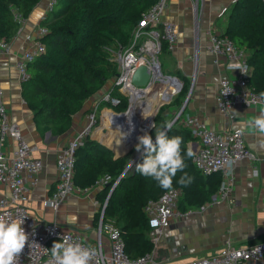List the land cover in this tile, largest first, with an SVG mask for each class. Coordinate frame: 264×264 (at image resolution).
<instances>
[{"label":"trees","instance_id":"1","mask_svg":"<svg viewBox=\"0 0 264 264\" xmlns=\"http://www.w3.org/2000/svg\"><path fill=\"white\" fill-rule=\"evenodd\" d=\"M157 1L56 0L43 21L48 31L38 37L44 43L45 51L29 63L30 76L22 82L23 97L34 112L36 127L42 136L47 132L52 135L67 132L72 126L73 116L83 108L85 101L118 74L115 48L131 44L134 30L143 14ZM39 2L0 0V41L9 43L17 34L20 24L15 19V12L28 18ZM223 34L240 49L247 51L252 67L250 84L258 92H264V0H236L227 11ZM167 49L169 45L163 40L162 51ZM186 88L185 84L181 90L182 96L176 99L178 105L182 103ZM114 94L123 98L117 111H124L128 106L127 97L118 91ZM177 122L175 124L178 126L173 125L168 135L183 138L181 147L186 154L189 148L192 150L189 142L193 136L187 127ZM165 123H168V118L161 108L156 117V128L163 127ZM104 132L105 140H100L109 146L107 141L111 130ZM132 141L128 140L130 143ZM106 145L90 135L85 137L76 151L74 180L81 187H91L106 180L97 194V198L106 197L102 204L106 202L104 221L121 229L127 253L136 258L153 249L144 205L166 190L153 179L139 174L134 167L121 177L108 197L113 184L131 160L135 147L126 152L128 147L122 139H117L112 145L113 149ZM114 152L120 156H115ZM143 158L138 163H142ZM185 163L187 167L184 171L193 178L192 183L181 186L178 181L183 173L180 172L173 179V187L182 190L178 202L181 211L203 206L221 184L219 173L201 174L193 157L187 158L185 155ZM99 215L100 212L98 219Z\"/></svg>","mask_w":264,"mask_h":264},{"label":"crops","instance_id":"2","mask_svg":"<svg viewBox=\"0 0 264 264\" xmlns=\"http://www.w3.org/2000/svg\"><path fill=\"white\" fill-rule=\"evenodd\" d=\"M49 1L40 0L30 16L20 24L8 47L0 46V88L3 91L9 119L19 126L24 139L34 146L32 156L40 158L43 162L37 185L33 186L23 199L30 214L39 221H57L78 228L88 240L94 241L99 222L98 219L95 224L98 190H91L88 194L74 193L66 196L58 211L45 206L44 200L52 195L58 183L59 151L86 126L87 109L98 103L104 92L114 89L115 79L114 77L109 79L101 90L85 101L83 108L73 116L72 126L67 132L61 135H52L51 132L47 135L49 133L47 132L45 136L39 133L34 112L23 97L17 61L25 52L34 49L40 19L48 12ZM235 1L168 0L162 20L176 24L178 39L172 48L160 54L166 64L167 73L180 76L187 86L177 114H180L178 124L183 125V120L188 115H196L213 129L227 130L239 127L240 119L259 114L258 104L249 107L234 104L231 117L221 113L218 108L219 81L224 77L235 78L238 72L227 69L226 57L216 58L211 53L209 31L224 32L227 11ZM115 91L117 90L114 89ZM113 108L117 111V107ZM234 111L239 114L238 117ZM110 112L116 128L121 130L122 121L118 119L120 114L113 110ZM103 113V118L109 120L104 110ZM146 127L147 124L135 130L141 136ZM104 128L110 130L111 125ZM128 133L132 134L134 131ZM245 141L247 147L256 153L257 159L240 160L232 169H228L227 173L219 172L221 183L224 182L229 187L224 199L219 198L218 201L210 199L203 206L185 211L179 209L182 214L175 216L164 228L161 239L163 242L156 252L159 260L177 263L194 256L214 253L227 241L243 245L264 240V138L245 133ZM193 142L194 139L189 142L191 148L195 144ZM14 145V140L10 138L5 148L8 154H12ZM115 156L120 155L115 153ZM254 171H258L259 175L254 176Z\"/></svg>","mask_w":264,"mask_h":264},{"label":"built area","instance_id":"3","mask_svg":"<svg viewBox=\"0 0 264 264\" xmlns=\"http://www.w3.org/2000/svg\"><path fill=\"white\" fill-rule=\"evenodd\" d=\"M55 2L56 0L49 1L48 12L53 9ZM167 6L168 0H158L145 12L134 30L131 44L124 48L121 47L115 55L118 74L114 77V89L127 97L128 109L133 102V90L137 89L132 82L135 70L141 65H146L154 72L157 64L160 66L158 59L162 52L163 40L168 43L169 48H172L178 39L176 24L162 20ZM48 12L41 16V23L37 30L38 36L34 40V49L25 52L23 57L17 61L22 82L30 76L29 63L45 51V45L38 37L48 31L47 26L43 24L48 17ZM14 16L19 24L26 20L19 12H15ZM209 35L211 53L216 58L226 57L227 69L238 72L235 78L224 77L219 81L217 91L219 111L231 117L234 104L246 107L259 104L260 92L250 84L252 67L248 62L247 51L240 49L227 35L217 30H210ZM0 46L7 48L8 43L0 41ZM114 89L104 92L99 102L90 107L87 112L86 126L79 130L59 151L57 157L58 183L52 195L44 200L45 206L58 211L66 196L74 193L88 194L91 191L93 186L81 187L75 183L76 151L85 137L93 133L99 112L102 111L104 116L103 110L109 108L116 113H121L113 108L123 103V98L114 94ZM102 104H106L105 107H101ZM179 117L180 114L176 120ZM183 125L190 130L193 136V143L196 145L193 150V162L203 175L227 173L229 168L226 161L228 160H233L236 164L243 159L251 161L257 159L256 153L246 145L245 134L236 135L237 127L216 130L196 115H188L183 120ZM10 138L15 142L11 155L5 150ZM34 149V146L24 139L19 126L9 119L3 100V91L0 88V215L11 219H24L22 227L29 236V246H25L19 264H46L49 256L48 249H51L53 243L58 242L62 236L70 237L73 242H81L86 246L102 249V255L98 258L99 264H264V240L243 245L227 241L220 250L214 253L194 256L177 263L159 260L156 252L163 237L164 228L175 216L182 214L178 208L182 195L179 187L166 190L158 198L149 199L144 205L153 249L136 258L130 257L127 253L126 241L121 229L111 222L104 221L106 202L100 210L97 236L94 241L88 240L78 228L57 221L36 220L23 200L25 194L37 185L38 175L43 168L42 160L32 156ZM104 181L97 182L96 185ZM228 191L229 187L222 182L219 190L211 196V200L224 199ZM93 264H96L95 260Z\"/></svg>","mask_w":264,"mask_h":264},{"label":"clouds","instance_id":"4","mask_svg":"<svg viewBox=\"0 0 264 264\" xmlns=\"http://www.w3.org/2000/svg\"><path fill=\"white\" fill-rule=\"evenodd\" d=\"M258 111V115L238 121L236 135L248 133L264 138V92L260 93ZM234 114L236 117L239 116L236 111ZM125 115L130 117L129 114ZM129 122L131 123L130 120ZM152 127L156 129L155 142L147 133L138 137L135 150L141 152L144 158L142 163L136 164V171L144 177L153 179L165 190L173 187V179L178 172L183 173L178 183L181 186L190 185L193 178L184 170L187 167L185 155L187 158H192L194 155L192 150L189 148L186 154L183 153L181 147L183 138L168 135L171 124L165 123L159 129L155 124ZM122 136L126 138L127 134ZM234 163L233 160L226 161L229 169H232ZM253 175L258 176L259 172L254 171ZM23 224L24 219H11L0 215V264H19L25 246H29V236L22 227ZM102 251L81 242H73L68 236H62L58 242L53 243L51 249H48L46 264H93L94 260L99 264L98 258L102 255Z\"/></svg>","mask_w":264,"mask_h":264},{"label":"rangeland","instance_id":"5","mask_svg":"<svg viewBox=\"0 0 264 264\" xmlns=\"http://www.w3.org/2000/svg\"><path fill=\"white\" fill-rule=\"evenodd\" d=\"M120 48H115V51H118ZM117 53V52H116ZM159 57H160V60H161V63H162V65H161V63H160V67H161V71H162V73L164 74V75H168L169 73H167V67H166V64H165V62H164V59L162 58L163 56H162V54H159ZM159 60V59H158ZM160 60H159V62H160ZM169 75H172V74H169ZM173 76H176V75H174L173 74ZM177 77V79L181 82V86L180 87H178L176 90H175V92L173 93V95H172V97L170 98L171 100L170 101H167V102H161V101H159L158 100V96H159V93H160V91H161V87H160V85H161V81H162V79H167L165 76H163L162 74H157L156 76H155V78H154V82L156 83V85H158V87L155 89V90H153L152 92H150V93H148V94H146V95H144V96H142L140 99H139V102L143 105V106H145V107H147V108H149L150 109V104H151V102L152 101H154L155 102V106H154V108H152V112L150 113V114H152V117H151V119H150V121H149V123L147 124V123H145V124H147V127L145 128V132L147 133V134H149L150 136H152V138L155 136V132H156V129L155 128H153L152 127V125L153 124H155V122H156V117H157V115H158V113H159V111H160V109L161 108H163V110H164V114L166 115V117L168 118V123H170L174 118H176V116H177V114H178V112H179V109H180V105H178L177 103L179 102V101H177L176 102V99H179L182 95H181V90L183 89V87L185 86V83H183L184 81L180 78V76H176ZM106 105V104H105ZM128 109V106H127V108L124 110V111H126ZM117 112H119V111H117ZM104 116L102 115V111L101 112H99V116H98V122H96L95 123V126H94V131H93V133H91V137L93 138V139H98L97 137H95V135H94V132H95V130L97 129V127L99 126V130H100V132H101V134H102V139L101 140H105V137H106V133L104 132V130H103V128L101 127V125H102V123H103V118ZM111 122H112V124H113V127L111 126V128H110V130H111V134H110V137H108V144H109V146L113 149V144L117 141V139H122V141L124 142V137L122 136V130H118L116 127H115V122H114V120H113V118L110 116V119L109 120H107L106 121V123L104 124V127H107V125H111ZM145 124H143L141 121H139V120H136L135 122H134V128H132V129H134L135 130V128L136 129H140V128H143V125H145ZM173 125H175V126H178L177 124H175V122L172 124V126ZM179 127H181V126H179ZM138 137H139V135H138ZM138 143V142H137ZM136 143V144H137ZM136 144L130 149V151L131 150H133V148L136 146ZM125 145H126V147H128V149H129V147H130V145H127L126 143H125ZM127 149V150H128ZM126 152H129V151H126ZM125 152V153H126ZM125 153H123V154H125ZM138 152L135 150L134 152H133V155H132V158L137 154ZM115 154V153H114ZM123 154H121V155H123ZM131 158V159H132ZM131 161V160H130ZM129 161V162H130ZM105 183V182H104ZM103 183V184H104ZM102 183L101 184H98V185H94L93 187H92V191H97L96 192V201L98 202V205L96 206V208H97V210H96V212H95V224L97 223V221H98V213L100 212V210L102 209V204H103V201H104V199L106 198V197H104V196H100V198H97V194H98V192L100 191V189H102V185H103ZM110 193V192H109ZM167 263H170V262H167ZM171 263H175V262H171Z\"/></svg>","mask_w":264,"mask_h":264},{"label":"bare ground","instance_id":"6","mask_svg":"<svg viewBox=\"0 0 264 264\" xmlns=\"http://www.w3.org/2000/svg\"><path fill=\"white\" fill-rule=\"evenodd\" d=\"M159 66V64H157ZM154 75L156 76L157 74H161L162 71L160 72L161 68L160 69H155L154 68ZM163 75V73H162ZM155 76L153 77V80L155 78ZM164 76V75H163ZM158 87V85H156V83L154 81L151 82V84L145 89V90H133V102H132V105L130 107V109L124 113H121L118 117V119L120 121H122L120 123V126H123L121 127L120 129L124 132V134L130 132L131 130L134 131V133H132L131 135H127L126 138L124 139V143H126L127 145H130L135 141V140H138L136 139V137H138L137 133L138 131L132 129L134 128V122L136 120H139L141 121L143 124L145 123H149L151 117H152V114H150L152 112V108H154L155 106V102L152 101L151 104L149 105L150 106V109L143 106L140 102H139V99L152 92L153 90H155L156 88ZM160 93H159V96H158V100L161 101V102H167L173 95V93L175 92V90L179 87V83L176 81V80H173V79H162L161 81V85H160ZM112 109H109V108H106L104 109L106 115L108 116H111L113 118V115L111 114V111ZM125 114H129L130 117L128 115H125ZM146 117V118H145ZM129 120L131 121V123L129 122ZM102 127V125H101ZM104 130L106 131V129L104 128ZM146 132L144 131V134ZM94 135L95 137H97L98 139H101V132L99 130V126L97 127V129L95 130L94 132ZM134 138V139H133ZM133 140L131 143L128 142V140ZM104 143V142H103Z\"/></svg>","mask_w":264,"mask_h":264},{"label":"water","instance_id":"7","mask_svg":"<svg viewBox=\"0 0 264 264\" xmlns=\"http://www.w3.org/2000/svg\"><path fill=\"white\" fill-rule=\"evenodd\" d=\"M157 70L160 69L161 67L160 66H156L155 67ZM161 71V70H160ZM164 75V74H163ZM167 79H173V80H176L179 85L181 86V82L177 79L176 76H173V75H164ZM153 77H154V72L146 65H141L139 66L133 76H132V82L134 84V86L138 89V90H145L152 82L153 80ZM179 86V87H180ZM171 99H169L168 101H170ZM130 109V108H129ZM128 109V110H129ZM127 110V111H128ZM126 111H121V113H124ZM119 113V114H121ZM178 116V115H177ZM177 116L176 118H174L169 124H173L175 122V120L177 119ZM47 135H50V132L47 134ZM101 144L103 145H106L105 143H103L100 139H97ZM138 142V140H135L131 146L129 147V149L127 151H129L136 143ZM153 142H155V137L153 138ZM107 146V145H106ZM109 147V146H107ZM195 147L196 145L193 144L192 145V150H195ZM110 148V147H109ZM143 158V155L141 152H138L132 159L131 161L128 163V165L126 166V168L124 169L123 173L121 174V176L118 178V181L121 179V177L126 173L128 172L130 169L136 167V164L138 163V161L140 159ZM118 182L114 183L113 186H112V189L108 195V197L111 195V192L114 188V186L117 184ZM163 242V240L160 241L159 245H161V243Z\"/></svg>","mask_w":264,"mask_h":264}]
</instances>
